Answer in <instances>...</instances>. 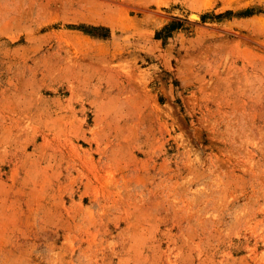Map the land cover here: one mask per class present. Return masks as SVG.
I'll list each match as a JSON object with an SVG mask.
<instances>
[{
  "label": "rangeland",
  "instance_id": "obj_1",
  "mask_svg": "<svg viewBox=\"0 0 264 264\" xmlns=\"http://www.w3.org/2000/svg\"><path fill=\"white\" fill-rule=\"evenodd\" d=\"M0 264H264V0H0Z\"/></svg>",
  "mask_w": 264,
  "mask_h": 264
}]
</instances>
